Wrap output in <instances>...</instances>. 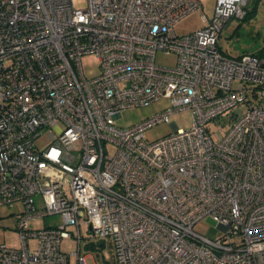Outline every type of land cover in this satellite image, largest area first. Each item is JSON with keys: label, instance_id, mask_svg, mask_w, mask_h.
I'll list each match as a JSON object with an SVG mask.
<instances>
[{"label": "built area", "instance_id": "2783aa9c", "mask_svg": "<svg viewBox=\"0 0 264 264\" xmlns=\"http://www.w3.org/2000/svg\"><path fill=\"white\" fill-rule=\"evenodd\" d=\"M85 1L0 0V206L17 205L20 241L0 242V264H87L81 224L117 264H264V50L227 57L216 45L247 0H215L184 34L175 25L202 0ZM162 96L171 107L115 124ZM184 109L193 121L179 128L170 115ZM223 114L214 140L207 125ZM163 122L175 131L147 141ZM50 214L61 223L29 227ZM206 216L216 240L193 229Z\"/></svg>", "mask_w": 264, "mask_h": 264}, {"label": "rangeland", "instance_id": "374dc122", "mask_svg": "<svg viewBox=\"0 0 264 264\" xmlns=\"http://www.w3.org/2000/svg\"><path fill=\"white\" fill-rule=\"evenodd\" d=\"M75 6L85 7V0H72ZM215 0H202V5L197 8L192 14L185 19H182L175 25L177 34H184L194 31L203 26L201 16L205 15L206 18H211ZM246 15L243 19L231 18L222 30L217 38L218 49L227 57H235L245 53H257L264 50V0H247L245 5ZM156 62L160 65L170 66L174 63V55H165L161 52L156 55ZM97 60L92 55L82 58V67L85 75L90 76L97 71ZM237 81L234 82L236 84ZM171 107V102L168 96H162L157 100L152 101L148 105L134 106L122 109L121 115L114 122L117 126L127 127L131 124L137 123L139 120H143L155 113H158L166 108ZM226 114L214 119L208 123L209 131L212 133L213 129L220 127L226 118ZM193 113L190 109L179 110L173 112L170 115V121L174 122L179 128H188L193 121ZM175 131L172 124L158 123L151 126L144 132V137L147 141L156 140L168 133ZM214 140L218 139V136L212 133ZM38 144L46 142L44 138L37 140ZM110 153L114 152L112 145L108 146ZM18 211L17 205L8 206L7 204L0 206V242L5 243L11 247H18L19 231L16 228V221L13 218V213ZM61 218L58 214L46 215L44 218H38L31 220L28 224L32 229L41 227H56L61 223ZM80 234H82V245L80 254L86 255L87 264H117L114 257L111 245L107 242L105 247L96 249L95 246L98 243L93 239L87 238L89 236L87 226L81 224L79 226ZM197 232L207 236L209 238H218L222 232L216 228V222L210 217L206 216L199 220L194 228ZM67 230L73 235L72 237L62 238L60 242V249L69 254L77 249L76 244V229L74 227H67ZM86 237V238H84ZM75 255L70 254L69 261L74 263Z\"/></svg>", "mask_w": 264, "mask_h": 264}, {"label": "crops", "instance_id": "0c3cea01", "mask_svg": "<svg viewBox=\"0 0 264 264\" xmlns=\"http://www.w3.org/2000/svg\"><path fill=\"white\" fill-rule=\"evenodd\" d=\"M193 13V12H192ZM192 13H190V14H192ZM190 14H188L186 17H188ZM186 17H184L183 19H185ZM181 21V20H180ZM179 22V21H178Z\"/></svg>", "mask_w": 264, "mask_h": 264}, {"label": "water", "instance_id": "95a60500", "mask_svg": "<svg viewBox=\"0 0 264 264\" xmlns=\"http://www.w3.org/2000/svg\"><path fill=\"white\" fill-rule=\"evenodd\" d=\"M102 244H104V241H101L99 245H102Z\"/></svg>", "mask_w": 264, "mask_h": 264}]
</instances>
